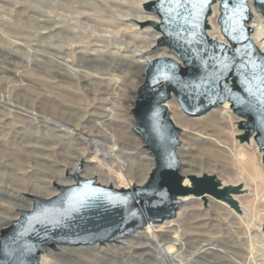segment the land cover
Here are the masks:
<instances>
[{
    "label": "rangeland",
    "instance_id": "obj_1",
    "mask_svg": "<svg viewBox=\"0 0 264 264\" xmlns=\"http://www.w3.org/2000/svg\"><path fill=\"white\" fill-rule=\"evenodd\" d=\"M140 1L0 0L1 164L11 167L12 159L3 155L11 154V149L21 174L55 188L53 183L61 174L67 176L75 162L92 160L95 145L84 135L101 139L111 132L123 170L135 182L143 180L141 185L148 181L154 163L133 128L131 111L144 66L134 52L146 42L132 39L145 33L128 18L149 11ZM170 103L172 118L183 129L179 134L182 166L198 175L216 174L223 183H242L247 191L238 195L241 212L227 203L193 199L171 217L180 224L181 245L167 247L141 235H128L125 241L151 243L152 248L128 251L120 244L66 251L48 248L42 252L47 264H113L130 255L140 264H264V163L256 143L240 142L238 117L230 111L217 108L191 115L173 98ZM40 116L54 122L40 121ZM102 116L110 117L112 130L99 126ZM60 124L66 129L61 130ZM96 177L102 184L103 178ZM114 181L109 179L108 185ZM19 211L14 220L22 216ZM10 213H15L13 208ZM14 220L2 227L13 225ZM162 236L167 238L168 232Z\"/></svg>",
    "mask_w": 264,
    "mask_h": 264
},
{
    "label": "water",
    "instance_id": "obj_2",
    "mask_svg": "<svg viewBox=\"0 0 264 264\" xmlns=\"http://www.w3.org/2000/svg\"><path fill=\"white\" fill-rule=\"evenodd\" d=\"M254 3L264 15V0ZM215 4L218 12L210 18ZM144 7L158 16L152 22L160 32L157 47L171 52L149 61L131 110L154 160L148 181L133 189L79 176L73 184L54 182L59 194L35 197L30 210L1 230L0 264H38L39 254L58 242L116 241L145 223L144 211L161 218L172 212L178 193H210L241 212L238 195L247 191L242 183L223 184L204 172L189 175L192 186L186 185L170 102L176 97L196 115L230 100L240 117L237 137L254 141L264 163V52L250 35L249 0H147ZM117 191H137L142 207L135 196Z\"/></svg>",
    "mask_w": 264,
    "mask_h": 264
},
{
    "label": "bare ground",
    "instance_id": "obj_3",
    "mask_svg": "<svg viewBox=\"0 0 264 264\" xmlns=\"http://www.w3.org/2000/svg\"><path fill=\"white\" fill-rule=\"evenodd\" d=\"M141 1L143 3H145L147 0H141ZM249 5H250V11H251V18H250V21L248 22V25L252 29L250 35H251V38L254 41V43L259 47V49L262 52H264V15L260 10H258L255 7L254 0H249ZM213 12L214 13L210 16V18L214 14H217V12H218L217 4H215L213 6ZM132 13H134V12H132ZM128 19H130L131 22H133V24L136 27H138L139 29H141L142 32L145 33V36H140V34L138 35V33H137L138 36H136V37H133L134 35H132V39L134 38L135 41L136 40H138V41L142 40V41L146 42V44L144 43L145 45H140L139 46L140 48L139 47L136 48V50H138V52H136V51L134 52L138 61L142 62L144 65L142 67V70H141L142 78L138 82V84H140L142 82V80L144 79L143 73L145 72V69H146L149 61L151 59L158 57V56H161V55L171 54V52L166 47L158 48L156 45L157 39L160 36V32L152 24L153 21H158V16L155 13H153L152 11L149 10L147 12L145 11V14H137V15L131 14ZM211 22L213 23V21H211ZM132 42H133V40H132ZM173 99L175 102H177L176 97H173ZM1 101L4 102L3 100H1ZM179 107L182 108L180 105H179ZM217 108L225 110V111H230V112L234 113L238 117V119H240L239 115L237 113H235L233 105H232L230 100H226L223 103L216 104L215 106L211 107L209 110H207L203 113H206L208 111H213L214 109H217ZM182 110H184V109L182 108ZM203 113H200V114H203ZM200 114H196V115H200ZM39 120L44 121L46 123L54 122L50 118H47L44 116H40ZM98 124L101 128L104 129V131L105 130L109 131V129H111V130L113 129L112 125L114 123H112L110 121V117L104 116L102 119H100V121H98ZM58 126H60L59 128L61 130L66 129V127L63 126L62 124H60ZM133 128H134V126H133ZM182 130L183 129L180 127V132H182ZM81 133H80V135H81ZM106 136H107V134H106ZM102 137L100 139L92 133H86V135H84V139H88L90 142H92L95 145V152H94V155L92 157V160H90V158H88L87 160H80V161L75 162L69 169H67V173H68L67 176L62 177V174H61V177H59L61 179L58 180V182H56V183L68 185V184L75 183V176H79L81 178H86V179H94L96 176L99 175V177L103 178L102 184H104V185H108L109 179H111L112 181L114 179L115 183L113 184V186L118 188V189H120V188L133 189L135 185H141V183H142L141 181H143V180H141L140 182H135L134 179L132 178V176H130L127 171L123 170L124 168H122L123 164L121 163V160L116 159L115 154H116V152L119 153L120 151H118V146L116 145L117 142H115V134L110 132L109 136H108L109 138L108 137L102 138ZM140 137H141V135H140ZM141 139H142V137H141ZM142 142L144 144L143 139H142ZM182 150H184V149H182V145L179 143V145L177 147V153H178V156H179L180 162H181V174H183L185 176L186 185L191 187L192 182L189 179V175L196 174V173H193L192 169H190V168L185 169L182 166L183 162H184L183 158L181 157V151ZM9 151L11 152L12 155L14 154L13 150L9 149ZM145 151L150 155L149 150L145 149ZM11 154H8L7 152H5V154H3V155L10 157L12 159V161L10 162L11 167H8L5 163H4V165L1 164V161H0V209H3L6 212L3 214V212L0 211V227H2V225H4V224H9L12 220L17 218L18 215L16 213V210H20L19 213L21 215V213L23 211H25L26 209H31L34 205V198L35 197L40 196V195L53 197V196H55L61 192L57 186L55 188L50 187V185L40 183L36 179V177L25 176V175L21 174L19 172V170L17 168V164H16L17 163V157L12 156ZM151 158H152V163H154L152 156H151ZM1 159H3V156H0V160ZM113 166H115V167H113ZM4 169H6V170H4ZM7 169H8V171H7ZM81 170H82V172H81ZM125 170H126V168H125ZM118 180H120V181L118 182ZM24 181L28 182V185H30V188H26V186L25 187L23 186L25 183ZM117 192H120L123 194H131V195L135 196L136 200H140V197H139L137 191H117ZM26 196H28L30 199H32L33 203L30 200H25V198H27ZM5 197H8V200ZM23 197H25V198H23ZM47 198H49V197H47ZM12 199H15V200H12ZM174 199L176 200V208L172 212L165 214L161 218L158 215H148L144 211V215L146 216L145 223L141 227L136 228L135 230H133L132 232H130L127 235H120L116 241L97 240L95 242H86V241L58 242V243H56L55 247H59L60 249H64L65 251L68 250V247H87L88 248L89 246L104 245V244H115V245L120 244L119 246H121V247H119V248H122V249L126 248L127 250H128V248H132V250H136V249L149 250L150 247L152 248L151 243L150 244L149 243H137V242L135 243V242H131V240L125 241L124 237L128 236V235H133V236L141 235L142 237H144L146 239H151L154 242H156L157 244L161 243L162 246L166 245L167 247L173 246V245L175 246V245H179V244L181 245V242H182L181 238H183V236H182V233L180 230V226H179L180 224H177L176 221L174 222L171 217L177 212V210H179V208L183 204H187V203L191 202L193 199H195V200L205 199L209 203H211L212 201L226 203L224 200L217 198L210 193H202V194H195L193 192H189L186 194L178 193V194L174 195ZM23 200H25L27 203L20 202ZM11 208H13L15 213H10ZM21 209H23V210H21ZM3 221L4 222L6 221V222L3 223ZM204 221H206V220H204ZM180 222H182V221H180ZM178 223H179V221H178ZM2 229H3V227L0 229V232ZM184 229L182 227V230H183L182 232H184ZM189 229H190V227H189ZM193 230H196V229L194 228ZM204 230H205V228H204ZM204 230H203V232H204ZM164 231L168 232L167 238L162 236ZM197 232H199V231L197 230ZM187 237H190V236H187ZM138 238H140V237H138ZM195 239H196V237H195ZM189 240L191 242L192 238ZM185 242L182 245H184ZM124 246H126V247H124ZM49 248H51V247H49ZM91 249H92V247H91ZM70 251H73V250L71 249ZM74 252H76V251H74ZM77 252H78V250H77ZM66 253H68V252H66ZM69 254H72V252ZM147 254H148V252H147ZM130 256H129V258L121 257V258L117 259L116 262L113 264H140V262L137 261V259L133 260V258L131 259ZM135 256L136 255H134V257ZM78 259H79V257H78ZM142 259H144V258H142ZM47 263H48L47 255L42 254V252H41L39 254V258H38V264H47ZM61 264H63V263H61Z\"/></svg>",
    "mask_w": 264,
    "mask_h": 264
}]
</instances>
